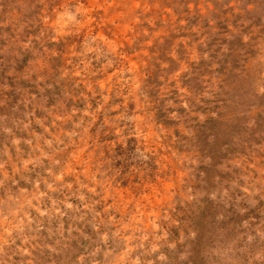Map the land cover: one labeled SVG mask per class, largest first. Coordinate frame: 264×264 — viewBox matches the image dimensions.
Here are the masks:
<instances>
[{"label": "clouds", "instance_id": "clouds-1", "mask_svg": "<svg viewBox=\"0 0 264 264\" xmlns=\"http://www.w3.org/2000/svg\"><path fill=\"white\" fill-rule=\"evenodd\" d=\"M0 264H264V0H0Z\"/></svg>", "mask_w": 264, "mask_h": 264}]
</instances>
